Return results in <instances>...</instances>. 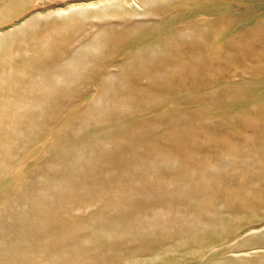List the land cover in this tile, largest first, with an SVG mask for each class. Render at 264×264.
I'll list each match as a JSON object with an SVG mask.
<instances>
[{
	"label": "rangeland",
	"instance_id": "1",
	"mask_svg": "<svg viewBox=\"0 0 264 264\" xmlns=\"http://www.w3.org/2000/svg\"><path fill=\"white\" fill-rule=\"evenodd\" d=\"M103 1L110 2L112 5L116 1H134L132 7L136 12L127 13L123 17L144 24L135 29H131V25L124 27L122 18L111 13L107 8L98 11L101 7L99 2ZM115 6L119 10L126 9L122 5ZM69 9L70 11L81 10L80 16L67 22L66 19H60L63 16L69 17ZM219 16L225 20L230 17L237 19L242 17L246 20L244 23L261 18L255 24V27L259 26V28L253 36L260 38L261 34L262 41L248 42L242 47L238 45V47L224 51L221 57L211 62H204L196 74L189 76L192 88L188 93L185 87H182L181 91L174 86H169L168 89H171V92H174L173 89L177 90L175 95L170 96L171 100L179 97L186 101L189 97H195L204 91L212 93L215 89L213 85L220 84L223 87L224 84H230L232 88L224 89L220 97L216 98L211 94L208 101H192L189 107L202 109V114L212 122L224 120L225 127L237 128L244 121L238 116L242 110L250 104L264 102V72H262L264 64L256 58V53H264V0H0V88L6 77L7 80L4 82L10 81L18 62H23L27 56L32 59L36 58L37 54L32 46L41 43L36 42L40 39L37 33L40 32L42 35L51 33L54 37L58 35V31L53 30L52 27L47 28L45 34L40 31L42 21L46 18L52 20V25L58 21L62 24L66 22L59 28L62 39L55 43H57L56 46L60 48L64 46L63 48L68 50L67 56L61 57L59 50L54 47L49 49L43 46L41 49V52L47 51L50 58L59 55L61 58L58 59L61 63L69 60L80 49L92 53V58L94 55H101L99 49L102 48L98 49L95 42L98 37H100L99 41L101 40L102 25L107 22L116 23L118 30L124 32L122 39L125 42L122 44L124 48L133 38L138 37L140 39L138 41L142 43L128 48L127 55L120 62L112 65L111 70L115 72L118 66L140 48L138 45L148 42L154 35L161 34L170 28L191 26L197 21L213 20ZM149 31L150 33L146 35ZM63 39L66 42H62ZM24 42L27 48L23 47ZM100 43L99 45H102L105 50L103 57L109 61L110 57L114 56L111 54L113 51L109 46ZM83 54L80 55V59ZM180 61L179 65L182 69L193 67L190 62ZM87 62L89 66L86 72L91 74L92 69L98 66V61L88 59ZM140 80L138 83L147 82L146 79ZM78 83L86 91L85 89L80 91V95L71 101L76 105L73 107L82 110L88 105L87 101L94 97L92 96L95 93L94 82L87 81L86 85L82 81ZM6 93L5 97L14 94L12 91L9 94ZM245 96L246 99H244ZM28 98L27 95L25 97L27 102ZM105 99L103 98L102 102ZM153 99L156 100V98ZM117 104L114 99L107 107L86 114L88 120L80 122L72 131L75 136H66L62 143L58 144L54 142L53 135L69 123L75 113V108L67 105L66 110L56 111V114L39 113L43 116L42 119L50 117L48 122L39 124L32 122L34 126L31 128L32 133L17 143L18 130L14 129L11 133L14 124L9 120V116L13 115L14 105L0 103V141H8L7 150L0 158V194L11 193L18 189L16 194L19 197L37 198L44 201L48 206L51 205L52 213L63 217V219H55L56 222L53 224L51 219H34L33 223L22 216L19 217L21 221H16L14 212L21 205V201L7 200L16 207L7 203L5 214L0 213V264H203L205 259L209 261L217 255L243 261L236 264H264V193H255L252 191L255 188L252 185L246 186L238 199L227 192L226 195H230L229 199L217 200L213 203L214 206H211L207 217L213 215L226 220L222 222L223 227L218 226L216 234H207L212 238L207 237L206 243L170 241L168 236L162 237L158 233L156 229L158 223H153L151 228L147 229L141 221L135 219L105 218L101 209L103 205H108L110 202H105V195L103 196L101 189L97 190L98 184L95 183L94 174L103 172L98 170H106L100 166L106 164L105 168L109 167L107 166L108 159L115 158L117 153H126L125 145L132 149L143 146L150 140L152 134L162 133L164 130L162 125H156L145 131L138 125L136 116L141 113L143 116L146 115L147 112L144 113L145 104V106L138 105L131 108ZM28 105L32 109L36 108L29 102ZM167 105L172 107L173 102L169 101ZM152 106L154 109H163L166 104L157 102L152 103ZM21 108L18 106L17 109ZM131 109L134 115L129 113L132 117L127 120L124 118L118 121L108 120V114L111 112L120 110L126 113ZM79 114L81 112L77 116ZM12 137L13 145L10 143ZM115 143H117L116 146ZM85 146L91 147L94 150L93 154L84 155L71 164L66 162L64 167L74 173L84 174L86 180L91 183L83 184L87 187L78 189L77 194L79 193L82 201L78 202L79 198H73L68 202L67 197L63 202H59L54 197L58 191L53 186H59L61 181L46 174L39 175L36 169L48 163L51 165V162L56 163L58 160L67 161L69 153ZM123 156L119 157L115 163L124 164V169H130L129 160H124ZM140 156L150 157L143 153ZM138 162H141V159H136L133 166L141 172L152 171L162 175L161 171L167 170L165 165L158 167L161 170L159 171L141 167ZM240 165L247 170L254 168V165L245 163L243 160ZM60 168L63 169V166ZM22 173L27 176H17ZM66 175H71V173H66ZM37 176L40 177L37 178ZM225 186L221 184L219 188L215 186L213 188L225 192L227 191ZM48 194L52 197L49 198ZM68 204L71 207L73 205L71 217L61 213V207H66ZM2 207L5 205L2 204ZM39 208H44V206H39ZM172 210L177 216L182 215L183 219H174V215L170 219H162L160 229L165 226L168 229L184 227V231L189 233L190 228H199L198 224L204 220L196 219V213L183 208L181 204H174ZM95 212L98 213L93 215ZM106 212L110 215L109 211ZM191 221L197 223L192 224ZM243 221L249 222L244 229H242ZM224 223L229 225L227 230ZM237 231L239 233L230 237L229 240H221L224 234L231 235ZM202 233L203 231L196 236H202ZM37 234L40 238H36ZM85 237L88 238L87 241H84ZM103 238L113 239L110 245L114 246L115 251L112 252L107 248L109 242L105 239L101 244L105 248L104 255L99 256L96 251L97 245L103 242ZM53 243L54 248L48 247ZM154 246L158 248L154 249ZM201 253H206V255L197 257Z\"/></svg>",
	"mask_w": 264,
	"mask_h": 264
},
{
	"label": "bare ground",
	"instance_id": "2",
	"mask_svg": "<svg viewBox=\"0 0 264 264\" xmlns=\"http://www.w3.org/2000/svg\"><path fill=\"white\" fill-rule=\"evenodd\" d=\"M99 4L101 7L98 11L107 8L111 13L122 18L124 27L131 25V29H135L144 24L123 17L127 13L136 12L132 7L134 1H116L114 3L126 8L124 11L117 9V6L110 4V2L103 1ZM69 14V17L63 16L60 19H66V22L77 19L81 10L70 11ZM259 20L244 23L246 20L242 17L238 19L230 17L225 20L219 16L213 20L197 21L191 26L170 28L161 34L154 35L148 42L138 45L140 48L132 53L114 72L111 70L112 65L115 62H120L127 55L128 48L142 43L138 41L140 40L138 37L133 38L124 48L122 46L125 44L122 40L123 35H125L124 32L118 30L116 23L107 22L102 25L103 36H101V40L99 41L100 37H98L95 42L98 49L102 48L99 49L101 55H94L92 58V53L80 49L69 60L61 63L59 59L67 56L68 50L63 48L64 46L61 48L56 46L57 43L55 42L62 39L59 28L66 22L62 24L58 21L52 25V20L46 18L42 21L40 31L45 34V30L52 27L53 30L58 31V35L54 37L51 33L47 35L37 33L40 39L36 42L41 43L32 46L37 54L36 58L32 59L27 56L23 62H18L16 64L17 69L10 81L4 82L7 80L6 77L1 85L2 88H0V103L14 105L13 115L9 116L10 122L14 124L11 133L14 129L18 130V143L32 133L31 128L34 127L32 122L37 124L48 122L50 117L42 119L43 116L39 113L56 114V111L66 110L67 105L73 107L74 104L71 100L79 96L80 91L85 89L78 83L79 81L85 85L87 81L94 82L95 93L92 94L94 97L87 101L88 105L82 110L73 107L75 113L70 118L69 123L53 135L54 142L58 144H61L66 136H75L72 131L77 128L80 122L88 120L86 114L107 107L109 102L114 99H116L117 105H124L129 108L145 104L144 113H147L144 116L142 113L136 116L138 125L145 131L149 127H156V125H162L164 130L162 133L154 131L155 133L150 136V140L143 146L132 149V147L125 145L126 153H117L115 158L108 159L107 166L109 167L105 168L106 164L100 166L106 170H98L103 172L94 174V180L98 184L97 190L101 189L103 196L105 195V202H110V204L102 206L101 213L105 215L106 219L141 221L147 229H150L153 223H158L156 228L158 233L162 237L168 236L170 241L206 243L207 237L212 238L207 234H216L218 226H222V222L226 220L213 215L207 217L210 209L214 206V202L229 199L230 195H226L227 192L238 199L248 185L255 187L252 190L255 193H264V102L248 105L238 114L244 120L240 126L229 128L225 127L224 120L212 122L202 114V109H192L189 105L196 100L198 102L201 100L203 102L208 101L212 96L211 94L216 98L220 97L224 89L230 90L232 88L230 84H224L223 87L220 84L213 85L215 89L212 93L204 91L195 97H189L186 101L179 97L171 100L170 96L175 95L177 90L173 89L174 92H171V89L168 88L174 86L178 91H181L182 87H185L188 93L192 88L189 76L196 74L204 62H211V60L221 57L226 50L238 47V45L242 47L248 42L262 41L263 36L261 34L260 38L253 36V33L259 28V26L258 28L255 27ZM149 33L150 31L146 35ZM62 42H66V40L63 39ZM100 42L104 43V46H109L113 51L111 54L114 56L113 58L109 56V61L103 57L105 50L102 45H99ZM43 46H47L49 49L50 47L57 48L61 57L59 58V55L54 58L48 57L47 51L41 52ZM23 47L27 48L28 46L25 43ZM82 53L84 54L80 59ZM256 58H259L264 64V53H256ZM88 59L98 61V66L96 65L92 69L91 74L86 72L89 66ZM180 60L192 63L193 67L182 69V66L179 65ZM217 78L220 79V77ZM140 79H146L147 82L145 84L138 83ZM87 86L84 87L87 88ZM205 88L203 89L205 90ZM10 91L14 92V97H12L13 95L5 97V93L9 94ZM27 95L29 96L28 102L36 108L29 107L25 100ZM103 98H106L104 102H102ZM246 98L245 96L244 99ZM169 101L173 102L172 107L167 105ZM157 102L164 103L166 106L163 109H154L152 103ZM18 106L22 108L17 109ZM79 112L81 114L77 116ZM129 113L134 115L133 109L126 113L117 110L108 114V120L118 121L121 118L127 120L132 117L129 116ZM10 143L11 145L14 144L13 137ZM7 146V140L0 141V158L4 156ZM93 151L91 147H81L69 153V160L67 161L58 160L56 163L51 162V165L48 163V165L36 169L39 175L46 174L61 181L59 186H53L58 191L54 197L59 202H63L67 197L68 202L73 198L81 197L77 192L87 187H84L83 184L91 183L86 180L84 174L74 173L69 168H65L64 164L77 162L82 156L93 154ZM142 153L150 155V157L140 156ZM111 156L114 157V155ZM121 156L124 160H129L130 169H124V164L115 163ZM136 159H141V162H138L141 167L161 171L158 167L165 165L167 170L161 171L162 175L152 171L141 172L136 166H133ZM241 159L245 163L254 165V168L247 170L242 167L240 165ZM175 165L178 166L175 167ZM61 166L63 169L60 168ZM66 173H71V175H66ZM17 176L27 175L22 173ZM39 177L37 176V178ZM221 184L226 185L225 190L227 191L222 192L213 188L214 186L219 188ZM17 190L0 194L1 214H5L7 203L13 205L11 201L20 200L21 205L14 212L16 213V221H21L20 216L33 223L34 219H51L52 224L56 222L55 219H63L60 214H54L50 211L51 205L48 206L47 203L37 198H21L16 194ZM48 197L51 198L52 196L48 194ZM234 198L233 200H235ZM77 201H82V198L77 199ZM26 203L27 206L25 207ZM2 204L5 207H2ZM174 204H181L183 208L196 213V219H204L198 224L199 228H190L189 233L184 231V227L168 229L165 226L160 229L162 219H170L172 215H174V219H183L182 215L177 216L173 212ZM39 206H44V208H39ZM72 207L69 204L66 207H61V213L71 217ZM205 210H207L206 213ZM106 211H109L110 215ZM97 213L95 212L93 215ZM96 218L102 219L101 217ZM191 223L196 224L197 222L191 221ZM247 223L249 222L243 221L242 229L247 226ZM228 226L224 223L226 230ZM201 231H203V235L196 236ZM237 233L239 232H234L231 235L224 234L221 236V240H229ZM39 236L37 234L36 238H40ZM105 239L109 242L107 248L112 252L115 251L114 246L110 245L113 239L103 238V242L97 245L96 251L99 256L104 255L105 248L101 244L104 243ZM87 240L88 238L85 237L84 241ZM48 247L54 248L55 245L53 243ZM153 248L158 247L154 246ZM202 255L205 256L206 253H201L197 257ZM211 259L209 261L205 259L203 264L243 262L233 257H219L218 255Z\"/></svg>",
	"mask_w": 264,
	"mask_h": 264
}]
</instances>
